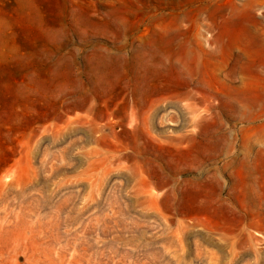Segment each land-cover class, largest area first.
Masks as SVG:
<instances>
[{
    "label": "rangeland",
    "instance_id": "obj_1",
    "mask_svg": "<svg viewBox=\"0 0 264 264\" xmlns=\"http://www.w3.org/2000/svg\"><path fill=\"white\" fill-rule=\"evenodd\" d=\"M0 264H264V0H0Z\"/></svg>",
    "mask_w": 264,
    "mask_h": 264
}]
</instances>
